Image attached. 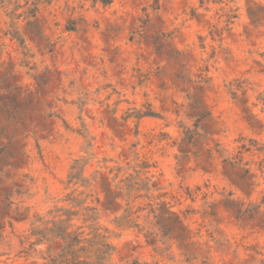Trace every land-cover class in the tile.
Returning a JSON list of instances; mask_svg holds the SVG:
<instances>
[{
    "label": "rangeland",
    "instance_id": "374dc122",
    "mask_svg": "<svg viewBox=\"0 0 264 264\" xmlns=\"http://www.w3.org/2000/svg\"><path fill=\"white\" fill-rule=\"evenodd\" d=\"M0 96V264H264V0H12Z\"/></svg>",
    "mask_w": 264,
    "mask_h": 264
},
{
    "label": "trees",
    "instance_id": "16d2710c",
    "mask_svg": "<svg viewBox=\"0 0 264 264\" xmlns=\"http://www.w3.org/2000/svg\"><path fill=\"white\" fill-rule=\"evenodd\" d=\"M105 4L110 3L112 0H102ZM7 3H12V0H0V9L6 8ZM30 17L36 16L38 13L37 8H33L30 11ZM8 16L15 17L14 11L8 12ZM21 15L16 16L19 18ZM14 23L11 24L13 26ZM32 24V22H31ZM71 30L72 28H68ZM12 33V32H11ZM12 35L20 39L16 34ZM21 45L24 44V40L20 39ZM1 99V96H0ZM264 100V98H263ZM78 160L75 161L72 169L73 173L70 175L69 182H73L75 179L79 181V173H74V170L81 172V168L77 166ZM89 210H95V207L88 208ZM62 210L61 208L58 209ZM60 216V214H59ZM72 216L68 214L67 218H59V220L52 221V225L46 223L44 227H37L33 230V235L39 237V240H48L50 237L59 239L62 243V252L59 258L53 260V264H107L112 254L115 251V247L109 242V237L100 232V227H94L92 237H87L81 227L77 229L72 228ZM96 219L94 214L87 216L85 220Z\"/></svg>",
    "mask_w": 264,
    "mask_h": 264
}]
</instances>
